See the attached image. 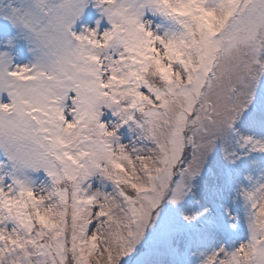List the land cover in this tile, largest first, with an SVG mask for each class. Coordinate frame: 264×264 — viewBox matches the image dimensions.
I'll return each instance as SVG.
<instances>
[{
  "label": "snow or ice",
  "instance_id": "1",
  "mask_svg": "<svg viewBox=\"0 0 264 264\" xmlns=\"http://www.w3.org/2000/svg\"><path fill=\"white\" fill-rule=\"evenodd\" d=\"M0 264H264V0H0Z\"/></svg>",
  "mask_w": 264,
  "mask_h": 264
}]
</instances>
